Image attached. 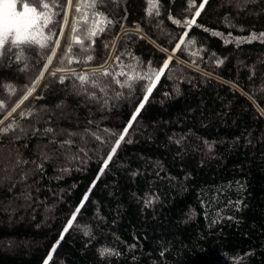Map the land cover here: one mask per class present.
<instances>
[{
  "label": "trees",
  "instance_id": "trees-1",
  "mask_svg": "<svg viewBox=\"0 0 264 264\" xmlns=\"http://www.w3.org/2000/svg\"><path fill=\"white\" fill-rule=\"evenodd\" d=\"M79 2L89 21L93 11L114 21L95 38L89 53L94 60L60 63L73 17L79 15L73 0L48 72L33 96L0 125L15 120L26 132L0 134V163L12 169L0 166V264H44L54 245L48 264H264V43L237 47L212 35L233 39L264 32V0H209L197 19L209 31L192 27L103 174V158L115 141L110 132L119 133L128 123L143 81L129 92L104 78L107 95L86 86L96 92L92 99L79 92L71 71L57 74L66 77L63 84L49 73L57 67L91 73L110 53L113 59L124 53V65L135 64L136 57L141 68L149 61L158 68L185 31L169 15L183 21L195 9L187 10L188 0H153L152 5L148 0H96L95 9L89 7L92 0ZM157 4L160 15H148ZM77 27L85 25L81 21ZM55 29L59 35V23ZM191 38L196 43L187 46ZM72 55L80 59L85 54L74 45ZM38 59L30 56L27 73L7 55L0 61V99L9 108L42 67ZM108 63L119 71L113 60ZM9 83L17 88L15 96L4 88ZM117 92L123 96L116 97ZM21 111L32 115L21 119ZM48 127L56 131L45 134ZM68 138L74 143L61 148ZM86 193L73 226L60 240ZM101 248L119 255L101 256Z\"/></svg>",
  "mask_w": 264,
  "mask_h": 264
},
{
  "label": "snow or ice",
  "instance_id": "snow-or-ice-1",
  "mask_svg": "<svg viewBox=\"0 0 264 264\" xmlns=\"http://www.w3.org/2000/svg\"><path fill=\"white\" fill-rule=\"evenodd\" d=\"M148 2L152 5L153 0H148ZM208 3L209 0H200L199 6L197 7L196 0H188L187 10L191 12L192 9H195V11L192 12L191 19L181 21L179 19H174L169 15L168 18L172 23L185 29V31L180 36L179 41L175 44L171 54L163 59L162 64L158 68L153 67L150 61L147 63L146 68H141L139 58L136 57H133L136 61L135 64L124 65L121 61V56L124 55V53L116 55L114 59L110 53L109 56L104 59L103 63L91 70V73H77L74 69H67L64 67H57L49 73L50 76L57 77L58 73L71 71L75 79L79 81V92L87 93L92 99H96V92L89 93L86 86L90 85L92 88H99L101 92L107 95L106 90L108 85L104 82V78H111L121 89L127 88L129 92L134 89L135 84L143 81L140 85L143 90L142 97L138 105L135 107L133 114L130 116L128 123L119 133L110 132V135L115 137V141L111 145L106 158H103V166L100 168V174H103L104 169L107 168L109 162L112 161L121 143L125 141V137L127 136L129 129L132 127V123L144 108L145 103L149 100V97L157 87L161 77L164 76L165 72L169 69L175 53L181 49L182 45H185L186 38L189 37V32L192 27L195 25L196 27L203 28L202 25L197 24V19L201 16V13L204 11L205 6ZM96 6V0H92L89 7L95 9ZM72 8L73 0H65L63 4L60 3V0H0V61L4 60L7 55L8 60L16 64L17 70L24 73L30 71L28 60L33 53L39 58L36 63H39V60L41 59L44 61L42 67L31 80V83L24 86L21 95L10 108L4 99H0V112L8 109L6 114L0 118V125H5V121L12 117L13 114L21 108L25 101L29 99V97L33 96L37 85L43 80L45 73L48 72L49 67L53 62V57L57 54L56 50L60 47V41L64 37V29L68 26V15ZM55 9H59V11H55ZM153 11H155L156 15H160L158 4L148 8V15H152ZM75 12L79 15L73 17V25L71 28L72 35L68 41L64 56L60 60L61 64H63L65 60H67L69 64L92 62L94 56L89 53L94 49L95 38L103 34L108 25L114 23V21L102 11H93V19L89 21L87 14L81 13L79 0H77ZM61 13H63V16L60 20L57 21L53 19L54 16L60 17ZM81 21L83 22V25H85L83 30L77 27ZM57 23L60 25L59 35H57L55 29ZM136 30L138 32L141 31L139 28ZM203 30L206 32L209 31L207 28H203ZM212 35L222 37L226 44L234 42L237 47L242 43H252L253 41L264 43V32H260L259 34L252 32L247 37L233 39L223 37V34L220 32H212ZM229 36H231V34H229ZM116 38L119 39V36ZM140 38L143 39L144 37L141 36ZM195 43L196 41L194 38L187 39V46L194 45ZM74 45L78 46L80 53L85 54L82 58L78 59L75 55H72ZM104 47L107 49L109 45L105 44ZM112 48H115L114 44L112 45ZM161 51L168 53V49L166 48L161 49ZM196 54V52L192 53V55ZM127 55L132 56L131 53H127ZM109 60H113V63L119 67V71L110 70L112 66L109 65ZM217 63L222 64L223 60H218ZM125 68H127V71H125ZM138 68L140 70H138ZM120 77H124V80L121 81V79H119ZM57 78L61 84H63L66 79L64 75H60ZM4 88L9 96H15L17 93V88L11 83L4 85ZM121 96H123V92L116 93V97ZM105 104H107V100H105ZM57 107H60V105H57ZM260 114L264 115V110H261ZM31 115V111H21L19 113L21 119L28 118ZM17 130H19V133L26 134L25 129L18 122L13 120L6 126L0 127V134L6 135L8 133H17ZM35 131L38 132L39 129H36ZM55 131L54 128L48 127L44 130V133H54ZM105 131L108 132L109 130L105 129ZM73 135L76 134L70 133L69 137ZM92 135L101 144L106 142L102 136L96 135V133H92ZM50 142L53 144L56 143L55 139ZM73 143L74 141L68 138L60 143V147L64 148L66 145H72ZM80 151H83V149H80ZM21 163L22 162L17 156L16 165L19 166ZM23 163H27V161H23ZM87 198L88 194L86 193L80 206L75 209L72 216L67 221V225L63 228L60 240H63L64 234L73 226V222L76 220L80 208L83 207V201H86ZM58 244L59 240L57 241V245ZM55 250L56 246L54 245L45 259L44 264H48L52 259V253H54ZM99 253L101 256L119 255V253L108 248H101Z\"/></svg>",
  "mask_w": 264,
  "mask_h": 264
},
{
  "label": "rangeland",
  "instance_id": "rangeland-1",
  "mask_svg": "<svg viewBox=\"0 0 264 264\" xmlns=\"http://www.w3.org/2000/svg\"><path fill=\"white\" fill-rule=\"evenodd\" d=\"M12 118V117H11ZM10 118V119H11ZM5 159H6V157L4 158V161H5ZM1 162V161H0ZM0 166H1V168L3 169V171H6V172H12V169L10 168V167H8V166H6V168L5 167H3L2 165H1V163H0ZM5 179H3V181H4Z\"/></svg>",
  "mask_w": 264,
  "mask_h": 264
}]
</instances>
